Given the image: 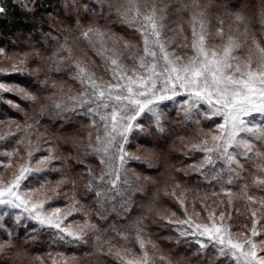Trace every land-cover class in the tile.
I'll return each instance as SVG.
<instances>
[{"label": "snow or ice", "instance_id": "snow-or-ice-1", "mask_svg": "<svg viewBox=\"0 0 264 264\" xmlns=\"http://www.w3.org/2000/svg\"><path fill=\"white\" fill-rule=\"evenodd\" d=\"M251 7L0 0V24L31 29L27 51L9 52L23 30L0 36V77L26 80L0 79L21 117L0 119V264H264V0Z\"/></svg>", "mask_w": 264, "mask_h": 264}, {"label": "trees", "instance_id": "trees-1", "mask_svg": "<svg viewBox=\"0 0 264 264\" xmlns=\"http://www.w3.org/2000/svg\"><path fill=\"white\" fill-rule=\"evenodd\" d=\"M206 1V0H205ZM216 3H219L221 2V0H215ZM223 2H229V0H223ZM241 2H244V0H241ZM250 3H251V10L254 12L256 10V5L259 4V0H250ZM52 9L49 8L48 11H51ZM213 13L215 14L218 10L214 7L212 9ZM219 14L222 15L224 17V20L226 22V24L231 20V17H229L223 10H220L219 11ZM176 17L173 16L172 19H175ZM17 21H19L20 17L18 16L17 18ZM62 19V17H61ZM104 22L101 21V24H103ZM46 24H47V21H46ZM57 27H63L62 24H58ZM23 30L25 32V36H21L20 37V40H19V44H20V47L18 48H12V49H9V52H12V51H27L29 50L28 46H27V43H26V34L28 31H31V29H20V28H12L11 26H5V25H2L0 24V36H3V37H8L10 35H12L13 32H19ZM45 31H47V26H45ZM254 32L256 33H259L260 31V28H259V25L256 24L253 26V29H252ZM78 51V50H77ZM79 54V52H78ZM33 67H35L36 65H32ZM41 79H43V75L41 74ZM53 79H56V80H66L67 79V74H60V75H57V74H53ZM0 79H6L7 82L9 83H12V82H15V83H21V84H24L26 83V80L25 78L23 77H20V76H17V75H12L10 77H0ZM70 83V81H69ZM49 93H43L42 95H47ZM10 98H13L15 99V97H10ZM171 107V105L169 106ZM5 115H7L8 117H13V118H16V119H20V115L14 111H12L11 109H9L6 105H3V104H0V119H4L5 118ZM171 116L174 118L175 117V112H172L171 113ZM181 134H186V133H182L178 128L174 129V134L172 136V138L169 140V144L171 145L172 144V141L175 140L176 136L177 135H181ZM146 147H153V145L151 143L147 144ZM133 151H135V146H133V148L131 149ZM170 159H169V163L171 164H174L176 165L177 167H180L182 166L180 164V161L182 159H184L182 156H180V154L176 151H171L170 154ZM187 163H191L192 161L188 160L186 161ZM131 167H135L137 168V171H144L143 169L137 167V165L135 163L131 164L130 165ZM163 170V162H161V171ZM144 174H147V175H154L155 173L153 172H150V171H144ZM58 177H53V180L57 179ZM191 187H194V182H193V185H190ZM65 191H67V189H65ZM254 194L255 195H262L264 193H261L259 191H254ZM162 198H161V204L159 205L160 207H168L169 206V203L165 202V198H163V195L161 194ZM209 204H212L213 203V200L210 198L209 201H208ZM236 207L240 210L241 213L243 212H246L247 211V208L249 207L247 202L246 201H238L237 204H236ZM199 210V208L197 209ZM133 215H136V213H134ZM233 215L236 216L238 215L236 212H233ZM249 218L248 216L246 215H239L238 216V219L236 221V223H239V224H248L250 225L249 223ZM95 222V221H94ZM113 221L110 220L109 223H112ZM102 228H106L107 227V224H102L101 225ZM151 231L153 233H155L157 231V229L155 228H152ZM163 235H168V233H161L160 236H153L154 239H157L158 241L161 242V247L164 248L165 250H168L170 248H173L174 245H168V244H165L162 242V236ZM91 243V242H90ZM58 250H63V249H58ZM86 250H91L90 248L89 249H86ZM43 252H47L49 251V249L47 247H45L43 250ZM79 254V253H78ZM102 259L105 261V264H112L110 258H105V257H102ZM225 264H227V262H225Z\"/></svg>", "mask_w": 264, "mask_h": 264}, {"label": "rangeland", "instance_id": "rangeland-1", "mask_svg": "<svg viewBox=\"0 0 264 264\" xmlns=\"http://www.w3.org/2000/svg\"><path fill=\"white\" fill-rule=\"evenodd\" d=\"M206 2V1H205ZM219 122V121H218ZM258 207V206H257ZM250 220V219H249ZM249 223H251V221H249Z\"/></svg>", "mask_w": 264, "mask_h": 264}]
</instances>
